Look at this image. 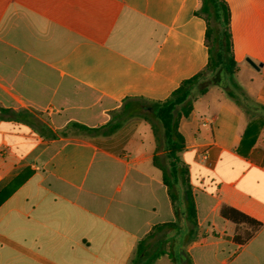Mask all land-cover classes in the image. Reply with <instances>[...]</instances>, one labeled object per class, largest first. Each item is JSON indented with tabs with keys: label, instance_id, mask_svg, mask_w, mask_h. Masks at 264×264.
Returning a JSON list of instances; mask_svg holds the SVG:
<instances>
[{
	"label": "crops",
	"instance_id": "obj_1",
	"mask_svg": "<svg viewBox=\"0 0 264 264\" xmlns=\"http://www.w3.org/2000/svg\"><path fill=\"white\" fill-rule=\"evenodd\" d=\"M225 1L234 78L252 74L240 87L248 107L210 85L179 120L196 218L181 264H264V0ZM198 4L0 0V108L27 110L56 131L70 121L100 126L128 98L165 99L207 62ZM154 156L165 163L142 118L106 137L43 138L0 115V264H133L155 226L184 222ZM233 210L259 226L232 220ZM150 264L174 262L163 254Z\"/></svg>",
	"mask_w": 264,
	"mask_h": 264
},
{
	"label": "trees",
	"instance_id": "obj_2",
	"mask_svg": "<svg viewBox=\"0 0 264 264\" xmlns=\"http://www.w3.org/2000/svg\"><path fill=\"white\" fill-rule=\"evenodd\" d=\"M194 14L205 22L204 44L207 48V62L202 70L182 80L163 100L143 101L128 98L118 109L111 111L108 121L100 126L89 127L76 121H70L56 131H53L36 114L27 110L14 111L0 108V115L28 124L43 138L106 137L116 132L131 118L137 117L151 121L155 137L163 147L165 158V163L162 164L154 156L153 164L162 172V181L166 186L176 218H182L184 222L182 225L165 223L155 226L153 231L138 241L133 264H150L163 254H167L174 264H181L178 258L179 248L195 237V206L189 184L188 169L179 157L185 142L178 130V123L180 118L188 116L196 96L202 95L210 85H214L221 88L242 109L248 107L247 97L234 79L237 63L232 52L230 10L227 2L225 0H199ZM206 75H208V83L204 82ZM196 88L197 93L194 94ZM146 105L150 106L149 110L144 109ZM26 178L27 175L23 173L15 177L3 189L2 197L9 196ZM228 216L234 221L253 224L255 228L259 226L258 222L235 210L232 215ZM164 229L174 230V234L158 235ZM148 240L150 241L147 242ZM186 264H192L189 258Z\"/></svg>",
	"mask_w": 264,
	"mask_h": 264
},
{
	"label": "rangeland",
	"instance_id": "obj_3",
	"mask_svg": "<svg viewBox=\"0 0 264 264\" xmlns=\"http://www.w3.org/2000/svg\"><path fill=\"white\" fill-rule=\"evenodd\" d=\"M251 75L252 74L247 73L245 70H241V71H239V73L237 74L236 78H234V79L238 83V85L242 89H244V88H246V86L251 84ZM207 77H208V75H206L205 78H204V82H206V83H208L207 82V79H208ZM253 78H254V81L252 82L253 83L252 85H256L257 86L258 84L261 83V78H260V76H258L257 73L253 74ZM215 89H216V87H215ZM196 93H197V88L194 89V94H196ZM240 99H241V97H240ZM247 100H248V97H247ZM144 109L145 110H149L150 108H149V106L146 105V106H144ZM244 110H245V108H244Z\"/></svg>",
	"mask_w": 264,
	"mask_h": 264
},
{
	"label": "water",
	"instance_id": "obj_4",
	"mask_svg": "<svg viewBox=\"0 0 264 264\" xmlns=\"http://www.w3.org/2000/svg\"><path fill=\"white\" fill-rule=\"evenodd\" d=\"M248 62H249L253 67L257 68V66L254 65L251 61H248ZM180 257H181L182 261L184 262V256H183L182 252H180Z\"/></svg>",
	"mask_w": 264,
	"mask_h": 264
}]
</instances>
